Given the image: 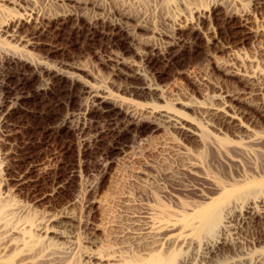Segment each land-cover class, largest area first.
I'll use <instances>...</instances> for the list:
<instances>
[{
  "label": "rangeland",
  "instance_id": "rangeland-1",
  "mask_svg": "<svg viewBox=\"0 0 264 264\" xmlns=\"http://www.w3.org/2000/svg\"><path fill=\"white\" fill-rule=\"evenodd\" d=\"M88 1L0 7V264L130 257L159 240L156 222L264 176V139H248L264 136V89L249 97L224 70L264 71V0ZM232 92L251 98L239 110L253 133L203 116ZM149 107L195 125L203 143ZM233 225L234 250L264 248V221ZM182 247L168 254L192 255Z\"/></svg>",
  "mask_w": 264,
  "mask_h": 264
},
{
  "label": "bare ground",
  "instance_id": "bare-ground-1",
  "mask_svg": "<svg viewBox=\"0 0 264 264\" xmlns=\"http://www.w3.org/2000/svg\"><path fill=\"white\" fill-rule=\"evenodd\" d=\"M68 1L83 5L84 7L89 4L88 0ZM6 2L13 5L19 3L18 0H0V7L4 6ZM25 15L31 17L32 13L28 14L26 12ZM186 22L188 21L185 18L184 23ZM224 70L231 75V77L235 76L255 89L253 93L249 94V97H252L256 91L258 92L261 91L262 88L264 89V71L253 70L251 72H241L238 71L239 69L232 70L227 68V66ZM19 95L21 96L22 94ZM101 97L97 94L95 96V98L100 99V101H98L100 103L105 100V97ZM216 100L217 104L215 107H212L211 105L210 108L206 107L207 109L203 111V116L205 115L208 120H212V127L215 126L219 131L222 132L224 130L236 137L242 132L244 135L253 133L251 130L252 128L241 121L242 112L240 111L242 110H239V107L242 104L250 103L251 98L249 99L241 92H232L227 93L224 97H217ZM14 103L15 102L13 101L12 104ZM9 109L10 111L12 110L11 107ZM260 111L264 113V107L260 108ZM146 114L153 116L154 119L160 121L163 125H166V127L171 128L173 132L178 134L184 141L201 144V132L198 128L178 114L172 113L169 110H157L154 107L147 108ZM213 119L216 120L214 125ZM248 139L249 142L257 143L264 139V136L257 137V134H255L250 135ZM258 180L259 179L257 178V181ZM254 181H248L250 183L245 182L243 185H237V187L229 186L232 188L228 189L224 187L220 189L217 197L208 198L207 202L197 203V205L194 204V206L192 204L193 208H188L190 211L189 213H187V206H184L183 208L187 212L185 211V213L182 211L185 215L182 212H179L182 219L180 218V220H178L177 218L180 216L177 217V220H174L176 222L172 221L174 222V224H172L173 226H170L172 223L171 221V223H167L169 222L168 219L171 220V218L174 217L165 213L169 216L168 219H166L167 216L165 217V215V218L163 217V221L165 219L167 220L165 221L166 223L162 221L163 224L162 222H156L155 220V227H152L155 229L153 230L154 235L158 236L156 239L159 240L153 241L150 245L143 244L141 253H137L138 255L133 252L132 256L125 257L122 256V254H114L113 252V254L110 255L111 257L109 254H107L109 257H105L106 255L103 257V254H101L102 252L96 253L93 251L86 256V258L89 261V264L90 262H93V264H95V262H107L109 264H264V248L255 249L252 253L242 252L240 251L242 248H239V251L237 252V243L239 242L235 239L232 241L227 238L228 233L231 232L233 234V232H235V226L233 225L234 220H239L241 223L245 224H254L259 221H264V176L260 178V181ZM217 189L219 190V187ZM157 215L155 219H158ZM158 220H160V218ZM174 230L177 232L175 233ZM48 231L49 229H45L46 233ZM50 233L56 236H62V232L51 231ZM168 233L170 235H168ZM174 245L186 247L187 250H190L192 255L177 257V253L168 254V249H171ZM234 247H236L237 250H234ZM230 249H233V251H236L237 253H231L230 251L232 250ZM35 260L36 261H24L22 264H36L37 259Z\"/></svg>",
  "mask_w": 264,
  "mask_h": 264
}]
</instances>
